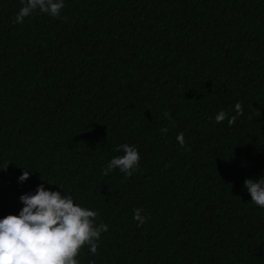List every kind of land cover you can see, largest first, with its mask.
<instances>
[{"label":"trees","instance_id":"obj_1","mask_svg":"<svg viewBox=\"0 0 264 264\" xmlns=\"http://www.w3.org/2000/svg\"><path fill=\"white\" fill-rule=\"evenodd\" d=\"M64 3L13 24L0 0V219L43 183L108 225L80 264H264V0ZM124 143L140 168L104 175Z\"/></svg>","mask_w":264,"mask_h":264},{"label":"clouds","instance_id":"obj_2","mask_svg":"<svg viewBox=\"0 0 264 264\" xmlns=\"http://www.w3.org/2000/svg\"><path fill=\"white\" fill-rule=\"evenodd\" d=\"M21 5L13 24L23 23L25 18L37 11L61 18L65 7L64 0H21ZM62 19L67 21L68 17ZM234 108L235 115L230 117L227 112L219 111L215 122L219 124L227 119L229 126L234 125L237 118L244 114L241 102H237ZM164 116L169 117V112L165 111ZM159 131L166 134L168 128ZM176 139L183 148L186 144L183 132ZM115 150L123 154L112 157L103 174L108 175L118 169L125 178L131 177L140 168L138 149L124 143ZM8 164L0 169L6 170ZM22 168L26 170L18 178L20 182L29 179L33 172L27 167ZM58 186L64 189L62 185ZM244 187L251 196V203L264 208V177L248 178ZM20 200L23 207L18 215L8 214L0 219V264H80L78 257L85 247L93 255L99 254L98 242L101 233L108 231V225L99 218L98 211L75 203L73 196L65 190L62 194L61 191L46 189L43 183L37 186L34 193L22 194ZM133 219L137 227L145 223L146 217L142 215L141 208L134 210Z\"/></svg>","mask_w":264,"mask_h":264}]
</instances>
